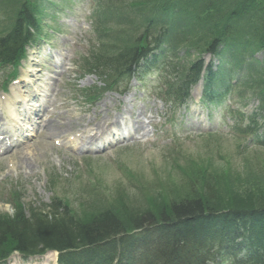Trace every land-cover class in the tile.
Returning a JSON list of instances; mask_svg holds the SVG:
<instances>
[{
    "label": "rangeland",
    "instance_id": "374dc122",
    "mask_svg": "<svg viewBox=\"0 0 264 264\" xmlns=\"http://www.w3.org/2000/svg\"><path fill=\"white\" fill-rule=\"evenodd\" d=\"M142 1L109 3L120 13L126 6L131 7L126 11L130 17L134 5ZM48 3L41 25V39L45 43L39 40L29 48L22 71L32 83L31 90L35 89L39 95L35 98L20 89L15 92L21 93L18 96L23 112L33 110V119L39 122L43 110L47 113L45 121L49 117L51 120L39 137L17 150L12 160L0 161V215L14 214V207L8 203L15 201L19 192L26 210L44 209L55 198L77 220L98 215L110 207L130 216L147 210L160 211L166 203L183 199L205 182L213 185L223 205L264 201V147L233 133L235 116L227 109L235 103L240 108L248 104L247 112H252L263 94L257 82L253 81V86L251 79L250 86L247 78H242V73L250 75L240 55L238 66L228 65L222 70L224 89L239 81L236 90L226 94L222 102L220 99L214 106H200L198 99L203 85L193 90L196 97L190 98L187 109L198 110L204 121L185 108L176 110L175 118L171 119V106L166 100L158 99L164 97L159 74H146L140 82L133 80L124 95L108 93L93 106L86 105L81 91L95 85L100 87L102 83L94 75L82 77L89 66L82 65L81 56L92 45L90 51L101 49L98 52L114 55L124 43L119 34L131 28L114 26L116 20L113 21L109 36L100 46V42L92 40L89 19L94 8L90 0H49ZM48 34L51 36L47 37ZM174 42L176 55L184 56L187 51L182 50L179 37ZM227 56L228 53L222 54L221 60ZM257 58L263 59V54ZM205 61L209 62V57ZM260 79L259 74L257 80L261 85ZM125 110L127 118L131 115V120L139 118V139H126L100 154L88 155L74 153L63 142V139H77L80 143L94 124L109 122Z\"/></svg>",
    "mask_w": 264,
    "mask_h": 264
},
{
    "label": "trees",
    "instance_id": "16d2710c",
    "mask_svg": "<svg viewBox=\"0 0 264 264\" xmlns=\"http://www.w3.org/2000/svg\"><path fill=\"white\" fill-rule=\"evenodd\" d=\"M35 2L13 0L0 30V64L16 63L24 46L33 41V31L39 25ZM206 2L144 0L134 5L130 17L126 11L131 7L123 8L120 18L124 22L117 25L131 28L120 33L126 46L114 55L92 57V66L100 71L106 87L116 88L139 64L147 68L157 64L166 54L158 53V48L170 46L180 30L181 41L189 50L213 56L228 53L226 61L230 56L237 60L241 55L242 61L249 57V62L264 72V60L246 54L264 50V0ZM95 31L100 36L106 33L102 19ZM202 70L203 61L192 63L183 82L170 86L173 98L184 99ZM220 86L219 72L210 68L205 96L216 98ZM261 109L264 118V94ZM196 187L160 211L130 216L110 207L77 220L60 202L47 212L31 209L26 214L18 207L13 217L0 216V260L12 252L35 255L58 251L67 264H114L117 258V264H215L217 258L234 264H264V201H237L226 206L212 184ZM104 244L107 246L100 247Z\"/></svg>",
    "mask_w": 264,
    "mask_h": 264
},
{
    "label": "bare ground",
    "instance_id": "6f19581e",
    "mask_svg": "<svg viewBox=\"0 0 264 264\" xmlns=\"http://www.w3.org/2000/svg\"><path fill=\"white\" fill-rule=\"evenodd\" d=\"M203 1L204 2H206V1L208 2L209 0H203ZM117 12H119L118 9L115 10V13H117ZM192 93L195 95V91L192 92ZM124 116H126V113L124 114ZM137 120H139V118ZM137 120L136 121H132L133 122L132 128L134 130L140 128V126H138V125H140V123ZM105 123H106V121L104 123H103V121H100L96 125V127L93 128L94 134L98 135V134H103L104 132H113V133H115V136L124 137L125 136L124 133L127 134V132H125V131L132 129L131 127L127 126V122L123 123V120L118 118V117H116V116L110 118V122H109L108 125H106ZM23 154L24 153H22V155Z\"/></svg>",
    "mask_w": 264,
    "mask_h": 264
}]
</instances>
